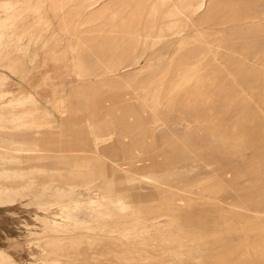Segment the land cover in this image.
<instances>
[{
    "label": "rangeland",
    "instance_id": "1",
    "mask_svg": "<svg viewBox=\"0 0 264 264\" xmlns=\"http://www.w3.org/2000/svg\"><path fill=\"white\" fill-rule=\"evenodd\" d=\"M9 15L0 264H264V0H0Z\"/></svg>",
    "mask_w": 264,
    "mask_h": 264
},
{
    "label": "bare ground",
    "instance_id": "2",
    "mask_svg": "<svg viewBox=\"0 0 264 264\" xmlns=\"http://www.w3.org/2000/svg\"><path fill=\"white\" fill-rule=\"evenodd\" d=\"M98 2V0H94V3ZM204 5V4H203ZM199 7H202V4H200ZM14 16L13 15H9L4 19V22H6V24H2L0 26V44H1V40L3 41V39L5 38V33L7 31V29L9 28L10 23H12ZM2 96V95H1ZM0 116L4 117L3 115L0 114ZM16 119V118H14ZM21 119H24V117L21 116ZM26 123L25 122H21V123H6L7 128H11V129H17V128H22L25 127ZM27 126V125H26ZM28 126L30 127H36L39 128V126H41L40 124H38L35 120L30 121ZM28 151V150H27ZM29 152V151H28ZM90 206L92 207V205H94V207L98 206L93 203V202H89ZM64 207V209L61 212V218L64 220V224H63V229H65L66 226L69 225H73V224H81L78 223L77 219H75V216L73 215V211L79 209L81 207V205L79 203H76L75 201L73 202H69V205L65 206L63 205L62 208ZM58 223V222H57ZM54 231H58L57 229H54ZM111 233V232H108ZM109 238L111 237V235H105L104 237L102 236V238Z\"/></svg>",
    "mask_w": 264,
    "mask_h": 264
}]
</instances>
